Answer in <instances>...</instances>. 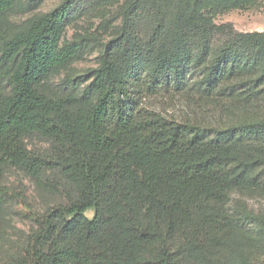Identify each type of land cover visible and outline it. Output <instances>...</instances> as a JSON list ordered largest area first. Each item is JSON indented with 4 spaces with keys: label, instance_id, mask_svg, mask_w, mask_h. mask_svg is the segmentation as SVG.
I'll return each mask as SVG.
<instances>
[{
    "label": "trees",
    "instance_id": "obj_1",
    "mask_svg": "<svg viewBox=\"0 0 264 264\" xmlns=\"http://www.w3.org/2000/svg\"><path fill=\"white\" fill-rule=\"evenodd\" d=\"M105 1L0 28V215L12 170L52 196L17 264H263L244 257L264 214L240 197H264V31L216 38L202 0H129L89 83L48 94L41 83L94 45L62 43L65 29ZM32 134L50 150L28 149Z\"/></svg>",
    "mask_w": 264,
    "mask_h": 264
},
{
    "label": "rangeland",
    "instance_id": "obj_2",
    "mask_svg": "<svg viewBox=\"0 0 264 264\" xmlns=\"http://www.w3.org/2000/svg\"><path fill=\"white\" fill-rule=\"evenodd\" d=\"M61 0H42L30 8L28 0H15L13 8L0 16V28L20 29L34 17L45 13L60 3ZM129 0H106L100 7L87 16L74 20L64 31L62 43L76 37L90 38L93 47L70 66L59 69L41 83V87L50 95L65 94V79H76L81 88L90 81V71L97 67L98 56L103 46L113 39L120 28L122 12ZM201 13L207 23L215 30L216 38L228 33H253L264 31V0H202ZM10 64L1 65L0 73L7 72ZM1 74V75H2ZM80 87L78 89H80ZM0 89H9L7 77H3ZM28 149L49 151L53 141L37 134L26 136ZM51 182H61L58 174L50 175ZM7 185L13 190L0 215V264H17L18 256L27 237L37 230L31 218L32 212L41 213L46 204L52 202V196L37 191L30 179L19 170L7 174ZM59 187V184L58 186ZM243 207L255 214H264V197L258 195L241 196ZM93 211L85 212L91 218ZM245 260L256 258L264 264V243L255 247L248 244Z\"/></svg>",
    "mask_w": 264,
    "mask_h": 264
}]
</instances>
